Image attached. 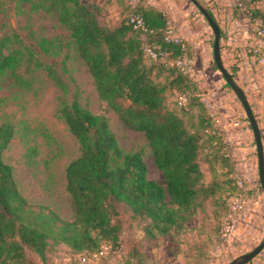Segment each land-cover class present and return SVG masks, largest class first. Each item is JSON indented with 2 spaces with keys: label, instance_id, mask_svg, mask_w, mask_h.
Returning a JSON list of instances; mask_svg holds the SVG:
<instances>
[{
  "label": "trees",
  "instance_id": "16d2710c",
  "mask_svg": "<svg viewBox=\"0 0 264 264\" xmlns=\"http://www.w3.org/2000/svg\"><path fill=\"white\" fill-rule=\"evenodd\" d=\"M13 1L55 14L59 24L70 30L72 42L89 68L99 97L126 126L145 134L164 183L148 178L140 151L122 150L106 115L91 112L76 98L63 99L58 114L80 145L79 156L66 168V188L74 202L75 216L72 221L65 220L43 205H32L20 191L13 167L3 158L15 129L13 123L3 122L0 124V264H37L30 253L47 264V253L57 244L68 246L79 258L98 253L105 244L112 250L120 242L123 210L143 221L146 237L180 233L197 214L204 218L216 212L212 206L216 201L211 203V211L206 208V202L221 185L223 189L228 184L232 198L229 202L222 198L220 218H224L218 234L214 237V230L209 231L206 242L213 237L207 250L204 241L195 247L198 256L210 257L212 250L225 240L224 220L238 190V177L232 175L237 158L231 145L224 141L225 134L220 131L217 120L207 113L204 101L197 95L193 78L177 66L172 68L169 85L177 93V100L186 95V103L180 104L184 108L199 104L201 114L197 115V125L191 128L181 115L166 107L168 85L155 80L153 65L146 59L165 65L167 58L153 59L144 48L171 50L168 58L174 60L192 56V47L188 44L182 47L165 41L166 30L173 26L169 15L157 6L143 9L141 0L135 8L128 1V12L122 21L108 27L100 22L97 7L89 0ZM247 5L244 2L240 7ZM134 11L143 15L149 24L148 31L133 28L129 17ZM255 31L254 26V34ZM49 44L44 40L40 45L45 53ZM4 48V39H0V74L10 72L15 81L31 85L24 79L25 74L19 72V57ZM28 48V58L22 57L25 71L29 72L34 64V69L45 70L58 85L66 88L55 64L41 57L34 58L36 50ZM233 70L236 73V68ZM246 120L249 122L248 117ZM205 136L211 151L224 159L231 171L221 185L206 180L200 157ZM207 158H212L211 153ZM204 228L201 224L200 231ZM138 255L137 249H133L132 256Z\"/></svg>",
  "mask_w": 264,
  "mask_h": 264
},
{
  "label": "rangeland",
  "instance_id": "374dc122",
  "mask_svg": "<svg viewBox=\"0 0 264 264\" xmlns=\"http://www.w3.org/2000/svg\"><path fill=\"white\" fill-rule=\"evenodd\" d=\"M89 1L97 7L100 22L108 27L117 26L128 12L129 0ZM140 4L143 9L152 5L147 0H141ZM0 39H4L6 52L12 51L19 57L21 63L19 72L25 74L24 79L31 82V85L17 82L10 72L0 74V124L9 121L13 123L15 129L9 145L3 151V158L13 167L18 187L32 205H43L65 220L72 221L75 216L74 202L66 188V168L73 159L79 156L80 145L70 132L65 120L58 114L63 99L76 98L91 112L106 115L122 150L124 152L140 151L147 167L148 178L164 183L162 172L155 165L145 134L126 126L119 115L99 97L89 68L72 42L70 30L59 24L55 14L44 10H33L29 3L0 0ZM44 40L50 42L48 53L40 47ZM28 46L36 50L34 58L41 57L55 64L67 85L66 88L58 85L45 70L34 69V64L31 65L29 72L25 71L23 61L30 54ZM197 55V50L192 48V56H187L190 62L186 73L193 78L195 90L204 101L207 113L209 112L208 100L217 105L214 98L210 99L208 96V89L211 86L224 90L239 100L233 89L226 85L227 82L215 63L214 54L210 53L209 61L205 58V54L201 55L200 63L194 64L193 59ZM22 57L25 59L23 60ZM146 60L149 65H153L155 80L168 85L166 107L176 111L188 126L194 128L198 123L197 115L201 114L199 104L195 103L190 108H184L178 103L177 93L169 85L170 73L172 68L176 67L175 60L167 58L165 65ZM229 71L235 74L234 77L237 76L232 68ZM257 71L260 84L256 87L260 89L259 99L264 108V73L259 68ZM260 85L261 88H259ZM216 110L218 111L219 108ZM247 123L249 124L248 121ZM204 139L200 157L206 180L208 183L217 181L221 185L223 180L231 175V171L225 160L220 159L213 150L211 151L208 137L205 136ZM253 144L256 154L254 165L256 181L251 182L249 176H245L237 161L235 173L232 172V175L243 177L250 183L251 189L247 195L249 202H245L242 212L253 203L257 208L253 221L259 226L262 219L259 196L264 198V193L259 179L255 141ZM208 153H211L212 158H207ZM221 188L222 185L218 191L216 190L213 198L206 202V208L210 211L212 206L216 208L213 215L207 212L208 216L202 218V214H197L182 232L165 237H146L142 228L143 221L132 218L130 212L123 210L121 213L122 231L118 246L109 250L101 258H90L85 264H227L240 257L250 251L255 243H248L245 239L240 241L227 254L230 257L224 259L217 254L212 256L213 252L207 258L203 254L198 256L195 248L197 244L204 241L207 250L212 237L218 234L220 223L224 218H220L223 209L222 198H226L228 202L232 198L228 184L224 185L223 189ZM215 201L216 203L211 206V203ZM201 224L205 227L204 231H200ZM209 231L213 233V236H210L211 238L209 237L206 242ZM135 248L139 254L138 257L132 256ZM261 253H264V249L258 255ZM30 257L37 264H43L37 255L30 253ZM47 257V264H80L77 252L64 244L52 247ZM256 257L254 259H257ZM254 259L253 261L256 262ZM251 262L252 260L247 264Z\"/></svg>",
  "mask_w": 264,
  "mask_h": 264
},
{
  "label": "crops",
  "instance_id": "0c3cea01",
  "mask_svg": "<svg viewBox=\"0 0 264 264\" xmlns=\"http://www.w3.org/2000/svg\"><path fill=\"white\" fill-rule=\"evenodd\" d=\"M147 1L164 9L169 15L177 34L186 44L197 50L198 55L193 59L194 64H199L200 56L204 54L207 61L210 60V53L213 54L214 48V33L206 18L192 0ZM198 1L207 8L221 28L220 51L222 61L229 70L236 68L237 76L235 79L247 94L262 132L264 145V108L263 103L259 99L260 89L256 87V85L259 86L260 84L259 76H257L259 73L253 55L250 52L256 41L253 33L254 23L249 20L243 11L244 8H242V5L247 0ZM259 88H261V85ZM208 90L209 98L213 97L215 102H217V108H219L217 124L229 141L241 170L246 177L249 176L251 182H255L254 165L256 154L254 152L255 145L253 144L255 140L253 131L247 123L242 103L224 90H219L213 86L209 87ZM255 207L252 203L245 208L235 220L230 236L212 250V256L217 254L223 259L228 258L230 256L227 254L240 241L245 239L248 243H255L256 246L264 239V198L262 196H259V208L262 211V219L258 224L259 226L253 221L257 211ZM260 255L256 257L257 259H254L256 262L252 260L253 263L251 262V264H264V253Z\"/></svg>",
  "mask_w": 264,
  "mask_h": 264
},
{
  "label": "built area",
  "instance_id": "2783aa9c",
  "mask_svg": "<svg viewBox=\"0 0 264 264\" xmlns=\"http://www.w3.org/2000/svg\"><path fill=\"white\" fill-rule=\"evenodd\" d=\"M133 8L136 7L138 0H129ZM247 7H244V12L249 18L250 21L254 23L255 26V38L256 41L251 47L250 52L253 55L256 66L264 73V0H247ZM130 23L134 29L141 31H148L149 24L146 22L143 15L139 12H132L129 17ZM165 41L168 43L180 44L182 47H185V41L177 34L174 26H169L165 32ZM145 53L153 59L159 58H168L171 54V50L159 49L152 46H146L144 48ZM190 60L187 57H180L175 59L174 63L179 67L183 72L188 71V64ZM179 104H184L187 101L186 95H181L178 98ZM209 107L210 116L217 120L218 111L216 110L217 106L215 103L210 100L207 101ZM226 143H229L227 138L224 139ZM237 194L234 197L231 205L230 211L225 217L224 228H223V237L227 238L230 236L233 224L238 216L242 213V210L245 206V202L249 201L247 195L251 189L250 183L243 177H238L236 179ZM109 250V245L105 244L102 246L101 250L98 253H95L91 256H81L80 264H85L90 258H99L107 254Z\"/></svg>",
  "mask_w": 264,
  "mask_h": 264
},
{
  "label": "water",
  "instance_id": "95a60500",
  "mask_svg": "<svg viewBox=\"0 0 264 264\" xmlns=\"http://www.w3.org/2000/svg\"><path fill=\"white\" fill-rule=\"evenodd\" d=\"M192 1L198 7L200 12L204 15V17L206 18L207 22L209 23L210 27L213 30L214 33L213 54H214L215 63L218 69L220 70V72L222 73L223 77L225 78L226 82L236 93L237 97L239 98L240 102L242 103L246 111L256 143L259 179L264 193V145L262 141V133L257 118L254 114L253 108L249 102L245 90L237 82L235 77L232 75V73L229 71V69L224 65L222 61L221 51H220L221 28L219 24L214 19L212 14L207 10V8L203 6L198 0H192ZM263 249H264V239L258 245H256L252 250L246 252L245 254L241 255L238 258L233 259L231 262L227 264H247L251 260H253Z\"/></svg>",
  "mask_w": 264,
  "mask_h": 264
}]
</instances>
